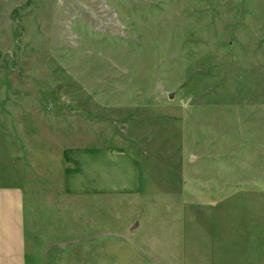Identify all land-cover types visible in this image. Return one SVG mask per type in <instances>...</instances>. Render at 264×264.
Segmentation results:
<instances>
[{
	"label": "rangeland",
	"instance_id": "obj_1",
	"mask_svg": "<svg viewBox=\"0 0 264 264\" xmlns=\"http://www.w3.org/2000/svg\"><path fill=\"white\" fill-rule=\"evenodd\" d=\"M86 145L131 150L146 189H184L240 241L264 200V0H0V166L33 262L43 221L78 210L64 150Z\"/></svg>",
	"mask_w": 264,
	"mask_h": 264
},
{
	"label": "crops",
	"instance_id": "obj_2",
	"mask_svg": "<svg viewBox=\"0 0 264 264\" xmlns=\"http://www.w3.org/2000/svg\"><path fill=\"white\" fill-rule=\"evenodd\" d=\"M64 161L62 189L78 210L43 221L49 251L37 262L27 244L26 192L0 166V264H264V200H257V213H244L237 241L225 215L186 211L199 208L200 198H186L184 189H146L141 161L127 148L70 147Z\"/></svg>",
	"mask_w": 264,
	"mask_h": 264
}]
</instances>
